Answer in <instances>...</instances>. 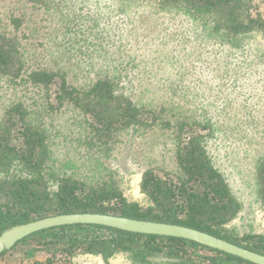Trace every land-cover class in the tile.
Returning <instances> with one entry per match:
<instances>
[{
	"label": "trees",
	"instance_id": "1",
	"mask_svg": "<svg viewBox=\"0 0 264 264\" xmlns=\"http://www.w3.org/2000/svg\"><path fill=\"white\" fill-rule=\"evenodd\" d=\"M148 2L151 19L177 21L191 34L200 26L222 44L264 35V0H0V234L50 215L97 212L189 226L264 254V234L227 227L241 203L207 148L215 121L142 95L178 75L165 82L158 75L155 50L167 44L161 37L140 34V24L127 37L131 10ZM181 79L166 92L180 94ZM55 121L76 125L62 141L69 149L62 158ZM154 131L171 137L170 164L142 172L149 202L142 206L125 197L107 161L126 132ZM255 180L264 211V155ZM118 253L136 264H255L180 237L94 224L34 232L1 252L0 264H73L76 254L106 264Z\"/></svg>",
	"mask_w": 264,
	"mask_h": 264
},
{
	"label": "rangeland",
	"instance_id": "2",
	"mask_svg": "<svg viewBox=\"0 0 264 264\" xmlns=\"http://www.w3.org/2000/svg\"><path fill=\"white\" fill-rule=\"evenodd\" d=\"M139 5L137 9L131 10L135 15L132 22L124 18L128 19L127 25H124V29L128 30V39L133 40L130 33L139 24L140 34L152 33L155 37H161L167 44L164 51L155 50L159 62L155 67L160 70L159 77L165 82L172 78L171 73H177L176 78L167 82V85H177L175 79L178 76L182 78L179 81L180 94L166 92L167 85L164 88V83L163 88L152 94L139 91L149 101L153 97L156 98L155 102H161L157 99L161 97L172 104L179 103L184 110L189 109L190 117L200 115L202 118L206 115L215 121L216 127L208 138L207 148L241 203V211L227 227L237 233L264 234V211L255 183L256 163L264 155V35L239 38L241 40L237 45L222 44L206 36L200 26H192L191 34L186 27L177 26V21L168 24L163 23L162 19H151L147 15L154 9L153 4L148 2ZM180 31L183 34L178 35ZM149 53L146 51V54ZM160 72H166L165 76ZM1 83L2 80L0 111L6 102L5 88L1 87ZM52 125L53 130H56L52 132V139L58 143L55 153L62 158L69 150L62 148L66 146L62 141L70 140V128L72 130L76 125L70 121H55ZM170 144L171 137L162 131L123 134L120 145L108 159L107 165L113 170L128 200L142 206L149 204L140 192L142 172L162 160L170 164ZM72 262L105 264L99 256L92 254H76ZM106 264L136 263L125 253H118Z\"/></svg>",
	"mask_w": 264,
	"mask_h": 264
},
{
	"label": "water",
	"instance_id": "3",
	"mask_svg": "<svg viewBox=\"0 0 264 264\" xmlns=\"http://www.w3.org/2000/svg\"><path fill=\"white\" fill-rule=\"evenodd\" d=\"M71 224H94L135 233L180 237L255 264H264V254L241 247L196 228L97 212L55 214L9 227L0 234V253L11 249L18 241L34 232Z\"/></svg>",
	"mask_w": 264,
	"mask_h": 264
}]
</instances>
